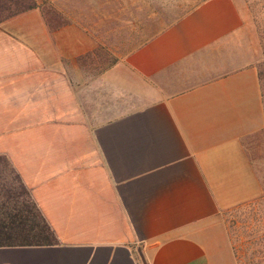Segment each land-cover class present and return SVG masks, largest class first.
Here are the masks:
<instances>
[{
	"label": "crops",
	"instance_id": "0c3cea01",
	"mask_svg": "<svg viewBox=\"0 0 264 264\" xmlns=\"http://www.w3.org/2000/svg\"><path fill=\"white\" fill-rule=\"evenodd\" d=\"M102 4L89 17L111 19ZM64 5L0 23V156L56 238L0 247V264H242L230 217L264 202L248 2L200 1L105 65L95 19Z\"/></svg>",
	"mask_w": 264,
	"mask_h": 264
},
{
	"label": "rangeland",
	"instance_id": "374dc122",
	"mask_svg": "<svg viewBox=\"0 0 264 264\" xmlns=\"http://www.w3.org/2000/svg\"><path fill=\"white\" fill-rule=\"evenodd\" d=\"M111 10V19L104 18L102 13L89 17L88 12L92 7L104 0H0V23L8 17L22 11L40 7L45 14L63 18L66 14L64 3L71 5V10L78 12L82 21L95 19L87 26L95 32L97 48L91 57L97 65L112 63L128 53L157 31L167 27L177 17L191 9L203 0H107ZM255 23V29L260 40L262 55L257 64L264 94V0H246ZM137 4V10H135ZM59 8V9H57ZM59 11V13L57 12ZM98 11V10H97ZM96 11V13H97ZM143 15V25H129L124 23L126 18ZM92 18V19H91ZM111 20V21H110ZM109 21L111 23H109ZM100 22V23H99ZM229 225L231 234L235 240H239L238 250L242 258V264H249L257 257L264 255V202L254 207L242 209L230 217ZM238 250H235L238 251Z\"/></svg>",
	"mask_w": 264,
	"mask_h": 264
},
{
	"label": "trees",
	"instance_id": "16d2710c",
	"mask_svg": "<svg viewBox=\"0 0 264 264\" xmlns=\"http://www.w3.org/2000/svg\"><path fill=\"white\" fill-rule=\"evenodd\" d=\"M55 243L53 231L18 174L7 158L0 156V247H41Z\"/></svg>",
	"mask_w": 264,
	"mask_h": 264
}]
</instances>
